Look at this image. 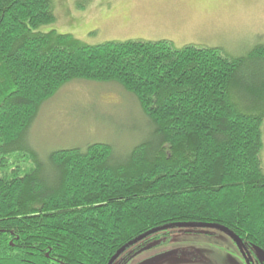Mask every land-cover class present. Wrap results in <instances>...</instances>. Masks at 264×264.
Listing matches in <instances>:
<instances>
[{"label": "trees", "instance_id": "obj_1", "mask_svg": "<svg viewBox=\"0 0 264 264\" xmlns=\"http://www.w3.org/2000/svg\"><path fill=\"white\" fill-rule=\"evenodd\" d=\"M54 19L52 0H0V264H137L149 248L137 238L177 223L221 226L256 258L264 44L245 57L168 39L89 44L40 30ZM76 79L131 94L147 131L122 152L97 141L44 162L26 133Z\"/></svg>", "mask_w": 264, "mask_h": 264}, {"label": "rangeland", "instance_id": "obj_2", "mask_svg": "<svg viewBox=\"0 0 264 264\" xmlns=\"http://www.w3.org/2000/svg\"><path fill=\"white\" fill-rule=\"evenodd\" d=\"M52 10L55 19L40 30L70 33L89 44L168 39L177 46H217L233 57H245L264 44V0H52ZM138 110L135 97L117 84L72 80L41 105L26 141L44 162L58 148L97 141L122 152L147 131ZM136 125L142 132L130 129ZM262 141L264 171V124ZM199 229L149 233L141 243L149 248L134 252L132 262L159 258L154 264H255L250 248H240L227 231Z\"/></svg>", "mask_w": 264, "mask_h": 264}, {"label": "water", "instance_id": "obj_3", "mask_svg": "<svg viewBox=\"0 0 264 264\" xmlns=\"http://www.w3.org/2000/svg\"><path fill=\"white\" fill-rule=\"evenodd\" d=\"M178 227H183V228H192V227H199V228H208V224H196V223H180V224H176ZM213 227H218V228H221L225 231H227L232 237L234 236V234L232 232H230L229 230L221 227V226H218V225H213ZM258 254L261 255V257L263 258V261H264V252L259 249V248H256ZM159 257V256H158ZM159 259V258H153V259H150L148 262H146V264H154L156 262V260Z\"/></svg>", "mask_w": 264, "mask_h": 264}, {"label": "flooded vegetation", "instance_id": "obj_4", "mask_svg": "<svg viewBox=\"0 0 264 264\" xmlns=\"http://www.w3.org/2000/svg\"><path fill=\"white\" fill-rule=\"evenodd\" d=\"M198 231L200 230V229H197ZM240 247H241V245H240ZM139 250V253L141 252H143L144 251V248H139L138 249ZM243 253H245L246 254V252L245 251H243ZM256 258H255V255H254V261H255V264H264V261L263 260H260L259 259V257H258V254H256ZM131 258H133V257H131ZM132 260V259H131ZM130 260V261H131ZM146 262H148V260L147 261H141V260H137V264H146ZM247 263H251V261L250 260H248V262ZM131 264V263H130Z\"/></svg>", "mask_w": 264, "mask_h": 264}, {"label": "bare ground", "instance_id": "obj_5", "mask_svg": "<svg viewBox=\"0 0 264 264\" xmlns=\"http://www.w3.org/2000/svg\"><path fill=\"white\" fill-rule=\"evenodd\" d=\"M205 224H206V223H205ZM213 225H214V224H208V229L211 228V227H213ZM180 228H183V227H180ZM198 229H199V227H198ZM149 233H150V232H147V233H145V234L139 236L137 239L140 240V239L144 238V237H145L147 234H149ZM231 237H232V236H231ZM232 238H233V240L238 244V246L240 247L239 240H238L235 236H233ZM240 248H241V247H240ZM255 250H256V249H255ZM262 251H263V250H262ZM256 252H257V250H256ZM263 252H264V251H263ZM257 254H258V252H257ZM258 257H259L260 260H263V258L261 257L260 254H258Z\"/></svg>", "mask_w": 264, "mask_h": 264}]
</instances>
